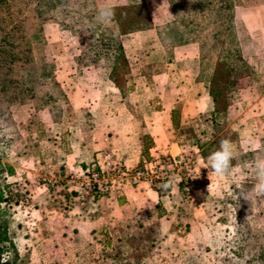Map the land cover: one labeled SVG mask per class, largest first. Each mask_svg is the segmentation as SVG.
<instances>
[{"label":"rangeland","instance_id":"374dc122","mask_svg":"<svg viewBox=\"0 0 264 264\" xmlns=\"http://www.w3.org/2000/svg\"><path fill=\"white\" fill-rule=\"evenodd\" d=\"M143 2L152 27L120 37L127 69L118 65L115 79L118 83L126 80L122 92L111 82V60L93 37L86 32L77 35L51 20L41 25L43 46L35 53V58L52 65L53 80L64 98L57 99L56 90L45 85L41 91L56 100L16 104L10 108L12 122L3 124L4 130L10 131L11 139L1 146L0 155V184L4 185L2 193L5 195L0 203V227H4L7 238L1 245L5 249L4 257L12 264H264V259L259 263L245 262L248 251L254 253L264 248V197L257 196L254 190L258 183L255 164L264 160V41L249 32L252 13L264 3L234 7L231 26L237 39L231 37L230 28V33L225 34L220 29V37L214 39V26L208 25L205 35L208 43L213 45L212 39L223 42L225 36V48L232 55L224 57L223 62L240 78L239 89L234 94L223 92L227 100L232 101H224L223 119L215 123L216 127L211 123L207 132L201 111L207 102L205 83L194 79L192 84L186 70L177 73L171 69V75L163 74L169 66L157 35L174 19V12L166 0ZM126 3L127 0H95L94 6L101 10ZM191 12L194 13L192 9ZM207 15L210 21L216 17L213 12ZM169 42L165 41L167 47ZM217 49L216 43L214 49L209 47L206 74H211L213 52ZM219 49L223 47L219 45ZM236 49L241 52V62L234 59ZM85 50L89 57L85 58L86 63L82 60L84 65H79L76 58ZM197 54L196 44L189 43L174 50L171 59L177 60L178 66L174 67L180 68L183 65L178 64V60H190ZM126 70L128 75H122ZM133 77L141 85H156L155 91L147 93L156 100L161 93L156 90L164 84L181 86L180 90L170 92L176 97L178 112L187 117L198 114L194 118L199 120L192 125L183 121L179 127L164 132L181 149L194 153L196 169L202 172L204 183L196 185L189 197L179 192L174 201L166 205L158 202L137 206L134 203L127 209L111 210L108 220L99 219L93 225L88 224L84 215H73L74 220L68 223L70 230L65 232L58 213L64 214L66 206L72 205H64L57 196L60 194L67 200L68 195L60 186L49 185L45 189L40 178L62 179L71 168L89 166L96 145L113 132L119 146L129 132H141L140 120L152 108L123 104ZM187 103L197 105L188 108ZM128 115L137 122L128 124ZM254 115H258L256 126L261 135L260 143L249 138L254 129L251 120ZM225 140L231 142L234 156L237 153L234 141L238 142L241 152L250 155L233 159L227 175L209 178L199 158L204 157L207 150L212 152L211 149L216 148L217 151ZM171 152H175L174 147ZM17 178L25 180L29 189L28 198L21 203L15 202L9 194V187ZM36 188L47 190L48 194L39 193ZM32 195H35L34 202L30 201ZM32 209H43L44 217L38 220V225L26 222L31 218L27 212ZM46 210L56 214L49 215ZM246 229L254 234L250 235L254 241L252 246L246 241L249 237L242 236L241 241H235V231Z\"/></svg>","mask_w":264,"mask_h":264},{"label":"trees","instance_id":"16d2710c","mask_svg":"<svg viewBox=\"0 0 264 264\" xmlns=\"http://www.w3.org/2000/svg\"><path fill=\"white\" fill-rule=\"evenodd\" d=\"M95 0H0V155L1 146L7 143L10 137V131L4 130L3 124H10V108L16 104H34L44 103L56 100L49 93L42 92L45 85H50L57 93V99L64 98L59 87L53 80L52 65L44 59L37 60L35 53L43 46V40L40 35V27L47 20L58 23L63 28H67L77 35L83 32L89 34L95 42L100 45L101 51L106 52L107 58L111 60V82L115 88L122 92L126 85V80L118 83L115 76L118 74V65L127 67L120 37L136 32H144L152 27L149 14L146 11L143 0H127L122 6L109 7L112 16L101 22L98 18L100 10L94 6ZM167 5L174 12V19L166 24L159 35V43L165 51V57L171 61L172 52L178 48L186 46L189 43L196 44L198 49V58L194 62H187L188 67L194 79L198 82H204L210 104V121L214 127L218 120L224 117V101L227 100L223 92L234 94L239 88V75L232 68L225 66V58L232 55L225 47L226 40L223 42L212 41L220 37L221 30L225 34L231 32V37L237 39L236 31L233 32L232 22L234 20L232 11L235 6L247 5L255 6L264 3V0H166ZM191 9L193 14H191ZM191 12V13H190ZM213 12L215 18H210L207 13ZM213 24L214 32L210 45L206 38L208 25ZM221 27V28H220ZM221 29V30H220ZM228 32V33H230ZM209 34V32H208ZM170 40V46L165 44ZM208 43V47H207ZM218 46L217 51L213 53V66L211 74H206L209 60V47L214 44ZM219 45L223 47L220 51ZM235 48V46H234ZM85 50L76 61L79 65L86 63V57H89ZM92 52V50H89ZM209 54V55H208ZM234 59L241 62L243 58L239 50L234 51ZM225 57V58H224ZM85 59L83 63L82 60ZM183 65V63H178ZM205 67V68H204ZM127 69V68H126ZM205 71V72H204ZM128 75V71L122 75ZM202 76L204 77L202 80ZM221 97V98H220ZM223 98V100H222ZM171 124L173 128L178 127L177 112L171 114ZM9 128V126H8ZM256 136V137H254ZM252 139L261 141L259 132L256 135L251 134ZM235 142V141H234ZM234 159L243 155H250L241 152L237 146ZM210 150V148H209ZM203 153L206 157L216 151V148ZM251 153V152H249ZM143 159V161L150 160ZM141 165L138 164V166ZM137 166V165H136ZM83 168V167H82ZM0 164V174H1ZM4 185L0 184V203L5 199L2 193ZM169 190L167 188L166 192ZM162 193H157L161 196ZM69 197V196H68ZM158 203V202H157ZM241 222V220H237ZM254 235L250 230L235 231V241H241V237L248 239L252 246ZM239 240V241H238ZM254 240H256L254 238ZM4 227H0V264H12L8 258H5V249L1 245L6 242ZM248 253L245 262H262L264 259V248L256 252ZM242 255V254H241Z\"/></svg>","mask_w":264,"mask_h":264},{"label":"crops","instance_id":"0c3cea01","mask_svg":"<svg viewBox=\"0 0 264 264\" xmlns=\"http://www.w3.org/2000/svg\"><path fill=\"white\" fill-rule=\"evenodd\" d=\"M264 5L259 6L255 9L254 13H252L251 17V24L249 27V32L252 36H256L259 39H262L264 41ZM130 36L123 35L122 37ZM121 37V38H122ZM121 42V41H120ZM122 45V43H121ZM123 48V45H122ZM198 54L195 58H192L190 60H178L180 63H183V66L180 68H175L174 66L177 65V60H171L167 61L165 58V62L167 66H169L168 70L164 72L165 75H171V69L173 71L180 73V71L186 70V73L189 74V76L192 79V84H194L193 75L191 73L190 68L187 65V62H194L197 60ZM173 67V68H172ZM131 75V73H130ZM138 74H134L136 76ZM138 79V78H137ZM204 86V84H202ZM129 93L127 94V97L123 100V104L126 106H147L149 109L147 113L143 116V119L140 120V123L143 124L141 128V132H129V134L125 137H123L121 141V146H119V139L116 137L115 133H111V135L108 137H103L102 141L96 145V149L94 151H98L102 149L105 146L104 139H106L108 146H110V149L112 152L116 155L117 160L125 164L129 167H134L138 164H140L143 159H148L149 157L154 156H160L164 153H167L168 151H172V147L180 148L179 145L176 142L170 141V135L165 134L164 131H166L168 128H173L171 124V114L172 112H177V122L178 127L183 124V121L186 123L192 125L193 122L195 123L198 121V118H194L198 116V114L186 116V114L183 115V113H179L177 109V102L176 97L171 96L170 92L173 91L176 92L177 90L181 89V86H172V84H164L160 87L157 92L161 91L160 95H157V99L150 98V96H147L148 92L155 91L156 85L154 84H139L138 82L131 79V85H129ZM176 89V91H175ZM206 91V86L204 87ZM166 92V93H164ZM206 99L207 102L205 103V107L203 108L202 113H204V120H205V129L207 132H210L211 129V121H210V104L209 99L206 91ZM185 104H183L184 106ZM189 106L193 107L195 104H188ZM194 111V109L192 108ZM197 113V112H196ZM129 118H127V123H135L137 122L136 119H133L131 115H128ZM258 115L252 116L251 120L253 122V130L250 131L253 135H256L258 132L256 121ZM129 119V120H128ZM252 128V127H251ZM256 137V136H254ZM250 139L253 137L249 136ZM234 145L239 147L238 142L235 141ZM101 147V148H100ZM181 149V148H180ZM215 152V151H214ZM212 154V153H211ZM210 154V155H211ZM200 157L201 161V168L203 169L204 173L207 174L209 178H215L217 175L211 170V168H208V157ZM73 158V155H69ZM74 160V159H73ZM88 161V159H87ZM79 168V167H75ZM226 181V180H223ZM35 188V187H34ZM36 191L40 192H46L48 194V191L36 188ZM34 190V191H35ZM179 194V191L176 187L171 186L167 192L162 193L161 196H158L157 193L149 190L145 185H140L138 187H128V186H118L114 189L110 190V192L99 198L98 200H95L94 202L87 201L85 202V205L80 208L77 206L76 203H74L69 197L65 196L67 200L64 199V197L60 194H58V198L60 201H63V204H71L72 206H66V209L63 211V213H58V217H60L65 225V232H68L69 225L68 223L71 220H74V216L84 215L85 220L88 221V224L93 225L95 224V221L99 219H107L109 215L112 213L111 210L120 211L121 209H127L132 204H136L137 206L140 204L147 203L148 205H155L157 202H161L163 205H166L168 203H171L174 201L175 197ZM49 197V195H48ZM35 195L31 196V202H34ZM148 199V202H147ZM67 201V202H64ZM42 211H39L38 209H32V211L27 212L28 216L31 218L28 219L26 222L31 225H38V220H41L43 216ZM49 215L53 212L52 210H46ZM56 214V212H53ZM45 215V214H44ZM71 224V223H70Z\"/></svg>","mask_w":264,"mask_h":264},{"label":"built area","instance_id":"2783aa9c","mask_svg":"<svg viewBox=\"0 0 264 264\" xmlns=\"http://www.w3.org/2000/svg\"><path fill=\"white\" fill-rule=\"evenodd\" d=\"M105 146L96 151L93 161L85 168H71L66 175L41 177V186H60L69 198L82 208L85 202H94L118 186L138 187L145 185L155 193L166 192L174 186L186 196H191L194 187L204 183L202 172L196 169L194 153L175 147L160 156L150 157L141 165L129 167L114 157L106 139ZM9 194L17 203L26 201L29 189L25 180L17 178L9 187Z\"/></svg>","mask_w":264,"mask_h":264},{"label":"clouds","instance_id":"9594fccd","mask_svg":"<svg viewBox=\"0 0 264 264\" xmlns=\"http://www.w3.org/2000/svg\"><path fill=\"white\" fill-rule=\"evenodd\" d=\"M111 9L102 8L98 14L101 22L112 16ZM234 159V149L230 141L221 142L220 148L208 157V166L218 177L227 175L232 168V160ZM258 183L254 190L257 196L264 197V160H258L255 164Z\"/></svg>","mask_w":264,"mask_h":264}]
</instances>
